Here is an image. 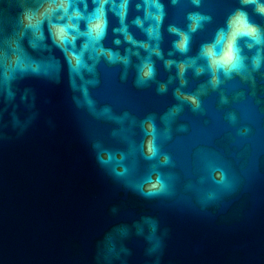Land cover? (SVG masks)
Instances as JSON below:
<instances>
[{"label":"clouds","instance_id":"obj_1","mask_svg":"<svg viewBox=\"0 0 264 264\" xmlns=\"http://www.w3.org/2000/svg\"><path fill=\"white\" fill-rule=\"evenodd\" d=\"M211 3L0 0V144L25 137L51 103L25 81H66L64 108L100 175L153 208L103 233L89 264H164V214L212 216L264 179V25L253 18L264 0H239L222 24ZM108 80L171 102H101ZM44 124L57 128L54 116Z\"/></svg>","mask_w":264,"mask_h":264},{"label":"water","instance_id":"obj_2","mask_svg":"<svg viewBox=\"0 0 264 264\" xmlns=\"http://www.w3.org/2000/svg\"><path fill=\"white\" fill-rule=\"evenodd\" d=\"M211 7L222 24L239 0H212ZM253 18L264 25V19ZM212 27L197 42L210 38ZM25 83L51 103L42 104L43 119L25 137L0 144V264H89L103 233L153 208L100 175L64 108L66 81L53 86ZM98 96L101 102L127 97L141 111L171 102V96L154 98L130 81L123 86L108 80ZM48 116L57 120L55 131L44 124ZM185 155L181 151L182 160ZM114 204L121 209L116 216L109 212ZM163 222L171 229L164 264H264V179L223 212L166 213ZM135 251L141 261L139 243Z\"/></svg>","mask_w":264,"mask_h":264}]
</instances>
